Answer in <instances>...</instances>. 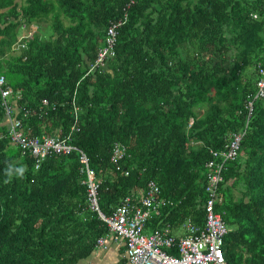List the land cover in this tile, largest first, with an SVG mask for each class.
I'll list each match as a JSON object with an SVG mask.
<instances>
[{"label": "trees", "instance_id": "1", "mask_svg": "<svg viewBox=\"0 0 264 264\" xmlns=\"http://www.w3.org/2000/svg\"><path fill=\"white\" fill-rule=\"evenodd\" d=\"M116 20L114 56L87 72ZM27 27L50 36L18 40ZM258 68L264 0H0V75L19 131L59 135L82 151L100 172L104 216L153 181L162 205L144 233L167 226L172 234L186 219L201 227L208 151L244 131L214 205L227 228L225 264H264ZM3 122L0 106V264H77L107 234L87 210L77 154L37 161L10 144ZM114 145L124 150L116 166ZM9 164L25 167L24 178L5 183Z\"/></svg>", "mask_w": 264, "mask_h": 264}, {"label": "built area", "instance_id": "2", "mask_svg": "<svg viewBox=\"0 0 264 264\" xmlns=\"http://www.w3.org/2000/svg\"><path fill=\"white\" fill-rule=\"evenodd\" d=\"M252 18L255 17L252 16ZM121 23L122 21L118 20L109 23L106 28L104 45L97 51L87 72L99 66L102 67L106 59L114 56L116 27ZM26 37L30 38V35L27 34ZM257 75L253 100L264 101V69L258 68ZM9 94L10 90L5 89V78L0 75V106L3 110L6 132L10 144L17 147L21 154L27 152L32 157L38 158L37 161L42 160L50 152L55 155H68L71 152L77 154L80 172L84 176L82 184L85 186L87 210L96 213L107 229V234L96 240V249H106V237L111 236L113 242L118 239L123 242L124 257L128 264H225L222 241L227 228L220 214L214 212V205L220 201L217 189L222 181L221 170L227 162L236 158L244 131L231 134L224 149L208 151L209 158L204 164L206 201L203 206L202 226L198 227L186 219L179 227L181 234L168 233L167 226L146 234L143 232L146 220L150 215H156L162 205L159 198L160 190L156 183L148 181L139 197L125 196L109 215L104 216L98 209L96 197L100 172L89 167L87 156L70 145L68 138L61 139L59 135L41 139L24 137L19 131V122L8 106ZM251 107L252 101H248L245 107L247 116L251 112ZM123 155V148L114 145L109 161L116 166Z\"/></svg>", "mask_w": 264, "mask_h": 264}, {"label": "rangeland", "instance_id": "3", "mask_svg": "<svg viewBox=\"0 0 264 264\" xmlns=\"http://www.w3.org/2000/svg\"><path fill=\"white\" fill-rule=\"evenodd\" d=\"M32 30V29H31ZM20 32H22L20 35H25L26 32H24L23 30H19ZM39 30L36 28L33 30V32L31 33L32 35L33 34H37V35H40L39 33ZM20 35H18V40L20 39ZM50 36V31L49 30H45L41 33L40 36H38L39 40L40 41H45L46 39H48ZM175 234H179V231H177ZM112 241V238L111 236H108L106 237V249H99L98 251L94 250L97 254V259L96 261H103L104 263L103 264H117V260L119 259V254L117 253L116 249L115 248H112L111 247V244H119L121 245V240L118 239L116 240L115 242L113 243H110ZM95 259H93V261H91L90 264H96V263H93ZM81 263H84V261H81ZM88 264V263H87Z\"/></svg>", "mask_w": 264, "mask_h": 264}, {"label": "crops", "instance_id": "4", "mask_svg": "<svg viewBox=\"0 0 264 264\" xmlns=\"http://www.w3.org/2000/svg\"><path fill=\"white\" fill-rule=\"evenodd\" d=\"M32 29V30H31ZM33 30H34V28H32V27H27L25 30H23L24 32H27L26 33V36H27V34L28 35H30V36H32V32H33ZM45 30H47V28L45 29ZM45 30H42V31H40L39 30V34L41 35V33L43 32V31H45ZM22 32H20L19 31V33H18V35H20ZM35 35V34H34ZM40 35H38V36H40ZM21 37H24V35L22 34V35H20ZM227 163H229V162H227ZM168 231H169V229H168ZM177 231H179V234H181V231H180V229L178 228V229H176L175 231H173V232H171L172 233V235H178V234H175ZM113 241L114 240H112L110 243H113ZM121 245H119V244H117V243H113V244H111V247L112 248H115L116 249V251H117V253L119 254V259L117 260V264H128L127 262H126V260H125V257H124V254H123V242L121 241V243H120ZM96 251H98V250H96ZM97 254H96V252L95 251H93V253H91V255L90 256H88V257H86L85 259H82V260H80L77 264H90L91 263V261H93V259H95L94 260V262L93 263H96V264H103L104 262L103 261H96V259H97ZM81 261H84V263H81Z\"/></svg>", "mask_w": 264, "mask_h": 264}, {"label": "clouds", "instance_id": "5", "mask_svg": "<svg viewBox=\"0 0 264 264\" xmlns=\"http://www.w3.org/2000/svg\"><path fill=\"white\" fill-rule=\"evenodd\" d=\"M25 172H26V168L25 167H23V166L16 167V166H14L12 164H9L7 166V168H6V171H5V175L8 177V179L5 180V183L10 182V180H11V178L13 176H16L17 178L23 179L24 175H25ZM133 197H134V195H133Z\"/></svg>", "mask_w": 264, "mask_h": 264}]
</instances>
